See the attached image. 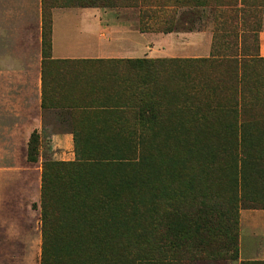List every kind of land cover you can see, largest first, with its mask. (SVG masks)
<instances>
[{
    "label": "trees",
    "instance_id": "obj_1",
    "mask_svg": "<svg viewBox=\"0 0 264 264\" xmlns=\"http://www.w3.org/2000/svg\"><path fill=\"white\" fill-rule=\"evenodd\" d=\"M48 1L42 0L43 7ZM239 1L244 7V0ZM87 2L93 6L98 3L137 9L139 21L149 20L150 15L162 8L157 0ZM41 50L42 69L68 63L50 59V28L44 12ZM248 58L246 63L235 58L222 62L138 59L83 63L91 67L128 69L132 73L122 77L124 81L118 87L122 92L121 100L107 107L110 109L102 110L117 117V123L108 130L131 140L134 151L123 156L107 150L100 158L87 163L43 166L40 264L121 263L122 254L116 241L121 225L118 215L120 181L110 180L109 175L112 168L130 162L132 155L142 163L147 154L145 161H151L158 139H162L160 144L173 141L172 151L165 149L166 153L158 155V170H164L165 166L181 172L196 169L199 175L188 181L184 178L179 183L181 191L176 206L171 209L160 206L161 213L155 220L147 225L148 220L143 221L145 228L151 227L150 231H161L153 234L148 249L140 252V257L134 253L124 258L130 264L197 263L211 261L214 257L215 263L226 261L227 257L231 262L237 261L238 203L264 205V138L257 133L259 127L264 126V118L254 117L258 116L256 111L264 109V93L255 84L250 87L244 79L247 63L255 64V57ZM213 73H216V81L211 76ZM36 139L34 132L30 145H34ZM29 159L32 160V152ZM93 171L100 173L95 181L92 178L87 183L81 180L82 175ZM53 183L68 187L69 200L63 201L56 191L54 206L58 215L54 216L49 214L52 199L49 190ZM73 201L85 212L81 220L70 223L72 206L69 203ZM63 225L61 235L59 228ZM212 233L215 234V251L209 248ZM181 238L187 245H179Z\"/></svg>",
    "mask_w": 264,
    "mask_h": 264
},
{
    "label": "rangeland",
    "instance_id": "obj_2",
    "mask_svg": "<svg viewBox=\"0 0 264 264\" xmlns=\"http://www.w3.org/2000/svg\"><path fill=\"white\" fill-rule=\"evenodd\" d=\"M87 1L89 0H49L43 7L42 0H0V264L41 263V199L45 164L78 161L87 163L100 158L107 150L123 156L128 151H134L131 140L121 135L116 136V133L112 134L108 130L117 123V117L106 114L108 112L102 109L81 113L80 119L85 121L81 122L80 127L87 130L79 138L53 140L47 134L44 137L35 131L31 132L37 115V109L32 104L37 87V69L43 61L42 12L49 23L50 42L55 11L99 7L102 13L125 23L134 35L150 33L160 38L161 35L172 34L168 41H159L155 45L147 37H141L142 55L149 54L148 51L151 53L149 49L153 47L152 55L155 57L164 56L161 51H166L164 59H207L222 62L235 58L246 63L250 60L248 57H255V64L247 63L244 79L250 87L255 84L264 93V60H259V38L264 35V0H244V7L239 0H157L162 8L154 13V20L150 23L144 22L145 20L139 23L136 10L117 9L111 14L102 11L108 9L109 5L95 3L93 6L86 4ZM98 1L101 0H96ZM106 25L113 26L118 31L115 25ZM215 74L211 76L215 77ZM213 98L215 99V92ZM256 113L258 116L254 117L257 119L264 118V109ZM34 132L37 135L36 143L30 145ZM257 133L260 138H264V126H260ZM161 140L156 142L158 147L151 161H145L148 158L145 153L142 163L132 155L130 162L119 164L110 172V180L120 181L118 215L121 225L116 239L122 254L119 264H130L124 257L129 258L134 253L140 257L139 253L148 249L153 234L161 231H150L151 227L147 229L145 226L161 213L160 206L166 205L167 209L176 206L177 196L181 191L179 183L184 178L188 181L199 175L196 169H183L181 172L165 166L164 170H158V155L173 149V141L160 144ZM29 152H32V160L29 159ZM87 174L82 175L81 179L85 183L90 178L95 181L100 173L93 171ZM51 186L49 214L54 216L58 215L54 206L56 191L60 193H57L59 198L69 202L66 195L68 187L56 183ZM69 206H72L70 223L81 220L85 210L77 201H73L71 205L69 203ZM263 211L264 205L245 201L238 203L237 261L231 262L227 257L226 261L215 263L214 257L211 261L184 264L264 262V243L255 245L256 251L262 253L252 259L245 257L243 247L244 235L247 231L251 232L253 227L263 231L264 236ZM258 213H261L259 215L262 218L252 219ZM144 220H148L146 225L143 224ZM64 228V225L59 228L61 235L64 234ZM212 236L209 248L215 251V234L212 233ZM183 241L181 238L179 245H187Z\"/></svg>",
    "mask_w": 264,
    "mask_h": 264
},
{
    "label": "crops",
    "instance_id": "obj_3",
    "mask_svg": "<svg viewBox=\"0 0 264 264\" xmlns=\"http://www.w3.org/2000/svg\"><path fill=\"white\" fill-rule=\"evenodd\" d=\"M117 9L137 11L127 7H108L102 11L111 13ZM137 15L139 20L138 11ZM117 19L102 13L99 7L57 10L53 13L50 59L68 63L58 67L46 66L43 69L41 64L37 69V87L32 103L37 109V115L31 132L35 131L43 136L47 134L53 140L79 138L87 130L80 127L81 122L85 121L80 119L81 113L110 109L107 107L114 106L121 100L122 92L118 87L124 81L122 77L132 74L128 69L91 67L83 63L165 58L166 51H161L164 56H153V47L149 49L151 53L148 51L149 54L142 55L140 38L147 37L155 45L159 41H168L172 34L161 37L158 35L160 38L150 33L134 35L125 23ZM153 20L154 14L144 22L150 23ZM106 24L115 25L118 31ZM259 40V56L264 58V35ZM259 214L261 213L254 214L252 219L262 218ZM251 230L244 235L243 247L245 257L252 259L262 253L256 251L255 245L264 243V236L263 231H258L255 227Z\"/></svg>",
    "mask_w": 264,
    "mask_h": 264
}]
</instances>
